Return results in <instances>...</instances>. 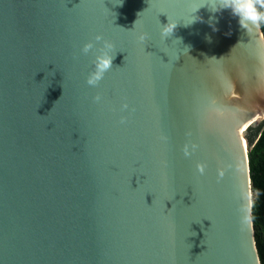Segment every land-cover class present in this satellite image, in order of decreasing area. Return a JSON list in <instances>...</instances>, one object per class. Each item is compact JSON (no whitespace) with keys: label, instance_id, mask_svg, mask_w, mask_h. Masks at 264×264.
Wrapping results in <instances>:
<instances>
[{"label":"water","instance_id":"obj_1","mask_svg":"<svg viewBox=\"0 0 264 264\" xmlns=\"http://www.w3.org/2000/svg\"><path fill=\"white\" fill-rule=\"evenodd\" d=\"M213 3L0 0V264H260L264 36Z\"/></svg>","mask_w":264,"mask_h":264},{"label":"clouds","instance_id":"obj_2","mask_svg":"<svg viewBox=\"0 0 264 264\" xmlns=\"http://www.w3.org/2000/svg\"><path fill=\"white\" fill-rule=\"evenodd\" d=\"M210 10L212 12H220L223 10L230 11L231 14L237 18L238 23L243 30L257 29L261 25H264V0H214L213 6ZM167 25H165V27H167ZM175 28L176 26H173L171 35ZM139 39L144 41L146 39V34H142ZM94 41L95 42L89 41L85 43L80 49V53L83 55H88L95 49L94 59L92 60L94 68L89 72L86 80V83L91 87H96L99 82L104 79L105 74L112 70L113 60L115 58V55L113 54L114 45L111 41L104 39L101 35H96ZM96 42H102L99 48L96 47ZM73 58L78 59L77 56H74ZM101 100L102 95L99 93L93 97V101L96 103L101 102ZM126 109H128V104H122L121 110L123 111ZM120 123H126V118L122 117ZM161 139L165 141L167 140L166 137H161ZM197 147V145L192 144L190 151L189 145L186 144L183 149L184 156L190 157ZM204 169V164L197 165V170L201 175L204 173Z\"/></svg>","mask_w":264,"mask_h":264},{"label":"trees","instance_id":"obj_3","mask_svg":"<svg viewBox=\"0 0 264 264\" xmlns=\"http://www.w3.org/2000/svg\"><path fill=\"white\" fill-rule=\"evenodd\" d=\"M260 27L264 36V25ZM247 141L254 241L260 264H264V123L258 129L249 130Z\"/></svg>","mask_w":264,"mask_h":264},{"label":"rangeland","instance_id":"obj_4","mask_svg":"<svg viewBox=\"0 0 264 264\" xmlns=\"http://www.w3.org/2000/svg\"><path fill=\"white\" fill-rule=\"evenodd\" d=\"M252 196H253V194H252Z\"/></svg>","mask_w":264,"mask_h":264}]
</instances>
